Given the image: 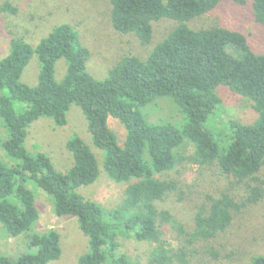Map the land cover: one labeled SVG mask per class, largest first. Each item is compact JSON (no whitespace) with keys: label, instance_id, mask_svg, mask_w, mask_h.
<instances>
[{"label":"trees","instance_id":"16d2710c","mask_svg":"<svg viewBox=\"0 0 264 264\" xmlns=\"http://www.w3.org/2000/svg\"><path fill=\"white\" fill-rule=\"evenodd\" d=\"M221 1L109 0L113 28L152 47L143 59L122 56L103 79L86 70L88 52L69 23L54 26L35 47L22 38H11L8 54L0 59V118L7 130L1 146L12 161L0 160V225L10 237L23 236L27 251L11 257L0 247V264H45L62 252L57 230H34L39 213L29 183L51 197L55 215L76 217L80 231L88 237V251L80 255L79 264L107 260L108 264H130L128 256L119 252L120 234L155 243L150 264H188L184 248L170 247L163 237L169 224L178 238L203 241L202 253L232 259L226 244L237 236L231 235L236 225L264 204V53L253 50L240 31L221 25L194 29L184 24ZM230 1L249 5L254 20L264 24V0ZM161 19L179 24L155 41L153 22ZM34 54L40 70L37 83L30 86L20 77ZM62 57L67 67L56 81L54 67ZM222 85L249 101L256 112L250 122L228 120L225 138L207 125L221 103L218 89ZM4 89L7 94L2 93ZM163 96H171L182 108L185 121L180 128L171 123L148 124L143 119L141 107ZM16 101L23 106L16 107ZM73 103L81 108L93 143L104 151L107 176L114 182H127L123 201L111 210L76 190L94 182L100 173L95 155L80 137L65 144L72 156L65 172L55 170L45 153H32L24 146L34 120L50 117L56 125H65ZM110 116L126 130L122 145L108 126ZM185 140L194 146L193 163L214 167L219 176L241 189V193L225 189L207 195L197 206L191 232L166 205L179 182L155 176L177 165L176 151ZM249 264H264V253L250 255Z\"/></svg>","mask_w":264,"mask_h":264},{"label":"rangeland","instance_id":"374dc122","mask_svg":"<svg viewBox=\"0 0 264 264\" xmlns=\"http://www.w3.org/2000/svg\"><path fill=\"white\" fill-rule=\"evenodd\" d=\"M109 0H0V59L10 50L11 38H22L32 47L61 23H69L77 32L80 45L88 52L86 70L95 78L103 79L109 69L122 57L133 55L141 59L150 51L152 44L144 47L132 34L116 31L110 21ZM179 22L161 19L153 22L155 41L162 39L173 26ZM190 28H205L221 25L245 34L249 46L256 52L264 53V24L256 22L249 5H236L230 0L221 1L213 10L184 23ZM153 43V42H152ZM146 49H148L147 54ZM67 61L59 58L54 67V77L60 81L66 71ZM40 62L34 54L24 68L20 81L33 86L37 83ZM7 94V90L2 91ZM221 103L209 116L207 125L225 138L228 120L250 122L256 112L249 101L231 92L224 85L218 89ZM16 107L22 103L16 101ZM141 114L148 124L171 123L180 128L185 121L182 108L171 96H163L142 106ZM67 122L58 126L50 117H40L27 128L24 141L25 148L32 152H43L51 160L55 170L65 172L72 164L71 153L66 149L68 139L78 136L95 155L100 173L97 179L76 190L84 198L100 204L106 211L118 207L123 201L127 182H114L103 169L104 151L93 143L87 127V120L81 108L71 104L66 113ZM108 126L115 133L119 145H122L126 130L117 118L108 117ZM7 138V130L0 118V160L12 163L1 146ZM194 146L185 140L176 151L177 165L167 173L156 174L179 182L176 194L169 195L166 205L173 217L185 226L187 232L194 227V216L207 195H216L219 190L236 191L241 189L235 183L217 174L214 167H199L191 161ZM147 157V155H146ZM236 186V187H235ZM33 189L35 207L39 218L34 230L55 229L60 234L61 254L56 260L45 264H79L80 255L88 251V237L79 227L75 216H57L53 212L51 197L42 189L28 184ZM238 189V190H235ZM171 229H170V227ZM164 239L170 247L179 246L188 253V264H249V257L254 253H264V204L249 211L242 224H237L231 235H237L231 243L226 244L232 259L223 255L214 259L202 253L203 241L178 238L174 228L169 224ZM224 235L221 239L226 238ZM119 252L128 256L130 264H150L149 257L155 243L138 241L132 236H118ZM0 247L5 254L15 257L27 251L25 238L10 237L0 225ZM224 254V252L222 251ZM108 260L100 264H108ZM178 263V262H177Z\"/></svg>","mask_w":264,"mask_h":264}]
</instances>
